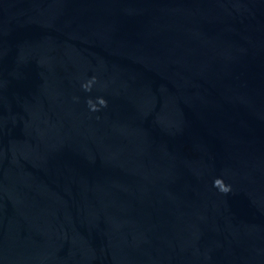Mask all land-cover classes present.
Instances as JSON below:
<instances>
[{
  "label": "water",
  "instance_id": "water-1",
  "mask_svg": "<svg viewBox=\"0 0 264 264\" xmlns=\"http://www.w3.org/2000/svg\"><path fill=\"white\" fill-rule=\"evenodd\" d=\"M0 264H264V0H0Z\"/></svg>",
  "mask_w": 264,
  "mask_h": 264
}]
</instances>
